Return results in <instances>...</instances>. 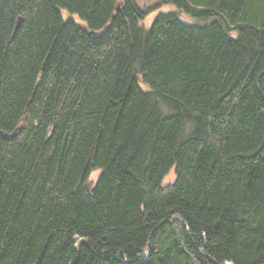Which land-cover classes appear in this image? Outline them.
Here are the masks:
<instances>
[{"label": "trees", "instance_id": "obj_1", "mask_svg": "<svg viewBox=\"0 0 264 264\" xmlns=\"http://www.w3.org/2000/svg\"><path fill=\"white\" fill-rule=\"evenodd\" d=\"M161 2L0 0V264H264V0Z\"/></svg>", "mask_w": 264, "mask_h": 264}, {"label": "rangeland", "instance_id": "obj_2", "mask_svg": "<svg viewBox=\"0 0 264 264\" xmlns=\"http://www.w3.org/2000/svg\"><path fill=\"white\" fill-rule=\"evenodd\" d=\"M135 1H136L137 5L142 9H145L147 7H150V6L153 7L149 11V14L147 15V17L141 22V24L144 27L149 26L150 23L152 22L153 18L158 13L168 12V11L175 9V7L172 4H165V3L162 4L161 0H135ZM61 12H62L63 18H65V19L71 18L76 22H80L81 24H85L84 20L81 19L78 14L68 12L65 9H62ZM179 14H180L181 20H183L184 22H192V18L188 14H185L184 12H181V11L179 12ZM162 108H164V107H162ZM187 129H189V125H187ZM172 179H173V174L170 172L166 176L165 181L167 182V181H170Z\"/></svg>", "mask_w": 264, "mask_h": 264}, {"label": "water", "instance_id": "obj_3", "mask_svg": "<svg viewBox=\"0 0 264 264\" xmlns=\"http://www.w3.org/2000/svg\"><path fill=\"white\" fill-rule=\"evenodd\" d=\"M90 32H92V31H90ZM81 238H79L78 240H77V244H79L80 242H81Z\"/></svg>", "mask_w": 264, "mask_h": 264}]
</instances>
